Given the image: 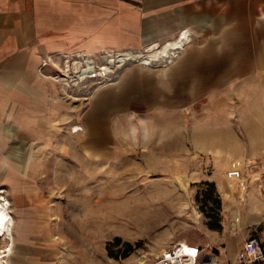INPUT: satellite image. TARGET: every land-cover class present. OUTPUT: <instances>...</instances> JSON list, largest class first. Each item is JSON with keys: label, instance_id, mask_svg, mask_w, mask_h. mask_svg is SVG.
I'll return each instance as SVG.
<instances>
[{"label": "rangeland", "instance_id": "obj_1", "mask_svg": "<svg viewBox=\"0 0 264 264\" xmlns=\"http://www.w3.org/2000/svg\"><path fill=\"white\" fill-rule=\"evenodd\" d=\"M167 10L174 20L175 7ZM253 10L233 7L230 16L219 3L210 7L208 22L166 60L161 51L181 34L156 20L157 8L136 37L121 32L116 47L42 58L38 93L27 102L39 108L21 126L10 121L0 177L40 178L34 185L55 209L68 264H151L181 240L201 247L200 264L235 261L245 210L264 199V177L240 189L247 162L264 160V38L256 29L264 12ZM80 54L96 80L78 79ZM123 54L150 61L123 64ZM148 217L135 231L111 224Z\"/></svg>", "mask_w": 264, "mask_h": 264}, {"label": "crops", "instance_id": "obj_2", "mask_svg": "<svg viewBox=\"0 0 264 264\" xmlns=\"http://www.w3.org/2000/svg\"><path fill=\"white\" fill-rule=\"evenodd\" d=\"M217 3L230 16L233 7L254 8L257 18L264 12V0H0V150L7 137L15 134L10 121L21 126L23 114L39 108L27 102L38 93L42 58L62 51L91 54L116 47L121 32L136 37L140 24L150 15L146 11L156 8L160 11L156 20L166 25L172 21L171 32L182 34L185 30L191 36L201 23L208 22V9ZM169 7H175L174 20L166 16ZM142 9L147 14H142ZM148 18L152 20V16ZM257 25V34L264 38V18L257 20ZM160 34L167 35V27ZM261 53L264 55V51ZM263 61L258 57L260 70H264ZM39 179L28 174L0 177V188L8 195L6 200H11L14 220L9 264L69 263L57 235L55 209L34 185ZM260 198L245 210L233 252L235 259L251 235L264 239V199Z\"/></svg>", "mask_w": 264, "mask_h": 264}, {"label": "built area", "instance_id": "obj_3", "mask_svg": "<svg viewBox=\"0 0 264 264\" xmlns=\"http://www.w3.org/2000/svg\"><path fill=\"white\" fill-rule=\"evenodd\" d=\"M245 178L240 189L246 190L248 180L252 175L264 177V160H250L246 164ZM261 182L260 186L263 187ZM5 189L0 188V200L7 210L8 217L5 218L6 229L0 228V264H9V257L13 252V237L11 235L14 226V220L11 213L12 203ZM201 247L189 244V247L183 246L180 242L166 246L151 264H200ZM211 264H219L213 262ZM228 264H264V239L256 235H251L243 244L242 249L238 252L236 259Z\"/></svg>", "mask_w": 264, "mask_h": 264}, {"label": "bare ground", "instance_id": "obj_4", "mask_svg": "<svg viewBox=\"0 0 264 264\" xmlns=\"http://www.w3.org/2000/svg\"><path fill=\"white\" fill-rule=\"evenodd\" d=\"M188 37H189V32L184 30V32L181 34V37L179 38V40L177 39L176 41H174L172 43H168V45H165L164 49L161 51L162 52L161 54H163V55L160 54V57H162L165 60L169 59V58L176 57L178 54L177 50L183 48V46L188 42ZM153 49H155V48H152V50ZM88 57L89 56L85 55V54L78 55V58L80 59V61L83 62V66H85V67L79 68L76 66V68H75L78 79H81L85 83L90 82L89 78L92 80H96L99 76L98 74L93 75V73H95V71H93V63H91L90 58H88ZM118 57H119L120 62L123 64L127 60H138V61H144V62L150 61V58L145 59V58L137 57L136 55L134 56V55H130V54H123V55H119ZM67 64H68V62H67ZM146 66H148V65H146ZM105 70H107V69L105 68ZM93 78H95V79H93ZM56 79H58L60 82H62L64 84L65 90L69 89V87H72L71 83L69 82L70 80L68 78H62L61 79V77H57ZM79 130H81V129L80 128L76 129V131H79ZM151 206L146 205L143 208H140V210L138 212L145 211V210H147V208H149ZM6 217H8L7 210H5L4 205H2V201L0 200V228L2 231H4L6 229V226H5V218ZM151 220L152 219H150L149 217L148 218H140V219L139 218L138 219L119 218L116 221L115 220L112 221L111 224H114V225L115 224H121L124 227L134 229V231H135V228L140 227L144 224L150 223ZM178 242H180L183 246H185V248L189 247V244L185 240H181Z\"/></svg>", "mask_w": 264, "mask_h": 264}, {"label": "trees", "instance_id": "obj_5", "mask_svg": "<svg viewBox=\"0 0 264 264\" xmlns=\"http://www.w3.org/2000/svg\"><path fill=\"white\" fill-rule=\"evenodd\" d=\"M206 184L209 185V187H211L212 189H214L215 186H216L214 183H206ZM207 200H208V199H205V202H207ZM209 217L212 218V217H214V216H213V215H210Z\"/></svg>", "mask_w": 264, "mask_h": 264}]
</instances>
